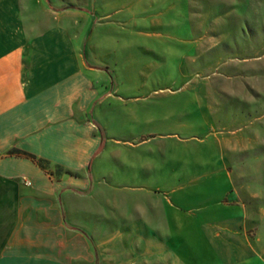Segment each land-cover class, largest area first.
I'll list each match as a JSON object with an SVG mask.
<instances>
[{
  "label": "crops",
  "instance_id": "1",
  "mask_svg": "<svg viewBox=\"0 0 264 264\" xmlns=\"http://www.w3.org/2000/svg\"><path fill=\"white\" fill-rule=\"evenodd\" d=\"M135 9V0H0V264L253 259L225 163L177 160L167 142L193 138L161 132L159 99L138 106L121 95L128 80L113 76L128 71L135 40L165 37L129 30ZM118 115L143 131L108 135L102 120Z\"/></svg>",
  "mask_w": 264,
  "mask_h": 264
},
{
  "label": "rangeland",
  "instance_id": "2",
  "mask_svg": "<svg viewBox=\"0 0 264 264\" xmlns=\"http://www.w3.org/2000/svg\"><path fill=\"white\" fill-rule=\"evenodd\" d=\"M135 2L129 30L165 37L135 40L128 71L113 76L128 80L121 95L138 106L159 99L161 132L193 138L176 149L167 142L177 160L225 163L247 214L240 238L254 256L244 264H264V0ZM102 123L117 139L144 128L123 115Z\"/></svg>",
  "mask_w": 264,
  "mask_h": 264
},
{
  "label": "trees",
  "instance_id": "3",
  "mask_svg": "<svg viewBox=\"0 0 264 264\" xmlns=\"http://www.w3.org/2000/svg\"><path fill=\"white\" fill-rule=\"evenodd\" d=\"M98 127V131H99V133L101 134V136L103 137V131H102V129L99 127V126H97ZM102 145H103V140H102V144H101V146H100V149L102 148ZM99 149V150H100ZM98 150V151H99Z\"/></svg>",
  "mask_w": 264,
  "mask_h": 264
},
{
  "label": "built area",
  "instance_id": "4",
  "mask_svg": "<svg viewBox=\"0 0 264 264\" xmlns=\"http://www.w3.org/2000/svg\"><path fill=\"white\" fill-rule=\"evenodd\" d=\"M30 183L29 182H26V185H29Z\"/></svg>",
  "mask_w": 264,
  "mask_h": 264
}]
</instances>
